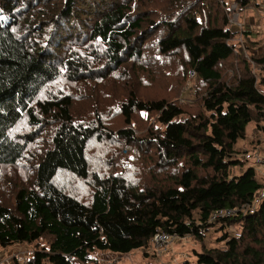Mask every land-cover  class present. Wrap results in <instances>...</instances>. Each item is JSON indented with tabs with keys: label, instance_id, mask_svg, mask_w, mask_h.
I'll list each match as a JSON object with an SVG mask.
<instances>
[{
	"label": "trees",
	"instance_id": "1",
	"mask_svg": "<svg viewBox=\"0 0 264 264\" xmlns=\"http://www.w3.org/2000/svg\"><path fill=\"white\" fill-rule=\"evenodd\" d=\"M57 1L55 8L49 0H0V165L15 164L33 141L30 133L15 131L21 121L55 124L49 146L34 163L32 186L17 187L12 207L0 204V247L36 242L26 264H86L93 252L147 250L157 231L201 242L217 225L221 246L200 243L194 260L178 264H264V176L255 167L261 165L235 168L244 160L236 146L246 125L252 123L264 138V73L255 75L229 42L226 0H158L156 7L150 6L153 0ZM229 1L241 10L253 0ZM145 4L150 9H138ZM85 6L93 18L87 24L80 15ZM48 11L51 16H45ZM77 26L101 41L95 51L103 69L72 50L62 51ZM145 52L177 59L183 76L192 71L187 76L196 82L195 104L186 109L172 98L142 99L130 88L119 103L123 125L143 112L156 116L161 128L150 129L140 141L128 127L114 136L122 140L120 152L123 145L134 148L133 141L151 147L153 165L140 178L90 173L87 144L98 131L106 135L100 117L74 121L67 95L40 99L38 94L62 74L72 81L102 78L109 66L147 57ZM251 59L261 66L264 53ZM58 171L89 178L87 195L79 198L55 185ZM219 208L234 212L210 220ZM232 227L237 231L230 234L226 229ZM40 239L44 244L37 246Z\"/></svg>",
	"mask_w": 264,
	"mask_h": 264
},
{
	"label": "rangeland",
	"instance_id": "2",
	"mask_svg": "<svg viewBox=\"0 0 264 264\" xmlns=\"http://www.w3.org/2000/svg\"><path fill=\"white\" fill-rule=\"evenodd\" d=\"M117 1V0H113ZM119 1V0H118ZM126 3L128 0H121ZM165 2V0H159ZM49 3L58 6L57 0H49ZM151 7L159 5L158 0H153ZM228 11L225 17L228 19V27L233 36L229 42L233 45L238 57H244L255 75L264 73V64L255 66L251 57L264 53V0L250 1L241 10H235V4L226 0ZM130 11L135 9L134 3H129ZM149 5H140L139 10L150 9ZM83 23L92 21V16L88 17V8L80 10ZM51 12H45V16H51ZM75 22H79L74 18ZM64 26V22L62 21ZM84 24V25H85ZM75 38L65 43L62 51L72 50L80 57L89 60L96 67L103 69L100 54L95 51L99 48L101 41L98 38L91 39L83 27H76ZM79 28V29H78ZM137 34V33H136ZM147 44V41L145 42ZM144 51H149L148 46ZM147 57L133 60L128 59L116 68H110L108 74L102 78L94 77L72 81L64 74L47 84L38 94L40 99H51L67 95L71 100V117L74 121L90 123L94 116L101 119L102 133L97 132V138L89 140L86 148V157L90 173L106 175L119 173L127 177L140 178L147 167L153 165V149L144 146L141 139H145L148 132L161 128L155 121L156 116L151 113L138 112L133 115L129 125H123L119 112V103L123 102L127 90L134 87L137 96L142 99H152L155 96H163L174 99L186 109L189 105L195 104L196 82L193 77L184 72L177 59L162 60L154 55V52H145ZM98 64H100L98 66ZM182 70V71H181ZM188 75V76H187ZM174 97V98H173ZM55 124L49 119L42 126L35 127L27 124L25 120L15 126V131L24 132L33 136V141L27 143L25 152L20 160L13 165H0V204L12 207L13 195L19 186H32L33 166L41 155L44 148L49 146L50 135ZM125 127L131 128L133 138L137 141L131 142L134 148L122 146V152L130 149V153L120 152V142L114 135L117 130ZM99 130V128H98ZM246 136L237 142L236 150L239 155L241 151L250 150L252 146L264 149V138L258 128L252 123L246 125ZM22 133V135L24 134ZM111 135V137L107 135ZM260 135V136H258ZM135 152V153H134ZM251 163L242 160L236 164L237 171L246 168ZM257 168V166H255ZM150 169V167H149ZM55 185L62 188L68 194L84 197L90 190L89 178H77L65 171H58L53 178ZM79 197V198H80ZM230 234L237 231V228H227ZM222 231L217 229V225L208 229L201 242L190 235H184L173 239L168 245L163 247L159 254H155L150 248L131 250L126 254H114L108 251L92 253V261L86 264H144L147 260L155 261L159 264H178L182 260H194L193 252L200 249V243L206 246H221V241L216 238ZM44 244L39 240L37 246ZM36 248V242L13 243L9 246L0 247V264H26L27 259L32 256ZM43 264H48L43 262Z\"/></svg>",
	"mask_w": 264,
	"mask_h": 264
},
{
	"label": "built area",
	"instance_id": "3",
	"mask_svg": "<svg viewBox=\"0 0 264 264\" xmlns=\"http://www.w3.org/2000/svg\"><path fill=\"white\" fill-rule=\"evenodd\" d=\"M188 74L192 76V71H188ZM264 125V120H263ZM241 158L244 160L249 161L252 165H261L264 169V153L262 150L257 147L253 146L251 150H244L240 154ZM264 194V188L260 191V195ZM233 210L231 208H219L214 210L210 215L209 219L214 220L215 218L224 217V216H230L233 214ZM177 238L174 235H171L164 231H157L153 234L151 237V247L150 249L156 253L159 254V251L168 245L173 239Z\"/></svg>",
	"mask_w": 264,
	"mask_h": 264
},
{
	"label": "crops",
	"instance_id": "4",
	"mask_svg": "<svg viewBox=\"0 0 264 264\" xmlns=\"http://www.w3.org/2000/svg\"><path fill=\"white\" fill-rule=\"evenodd\" d=\"M256 171L259 175L264 176V169L261 166H258Z\"/></svg>",
	"mask_w": 264,
	"mask_h": 264
}]
</instances>
